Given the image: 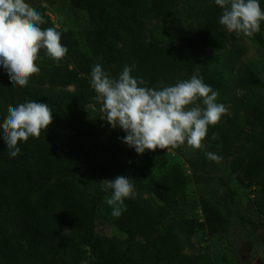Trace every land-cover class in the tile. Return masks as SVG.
Returning <instances> with one entry per match:
<instances>
[{"label":"trees","instance_id":"trees-1","mask_svg":"<svg viewBox=\"0 0 264 264\" xmlns=\"http://www.w3.org/2000/svg\"><path fill=\"white\" fill-rule=\"evenodd\" d=\"M65 1L84 15L87 49L74 31L56 27L41 2H28L44 16L42 28L61 33L67 55L57 62L42 50L41 71L23 88L13 87L0 66V123L8 105L36 101L53 111L49 128L39 138L21 141L14 158L0 132V264H213L207 253L188 250L195 247L200 230L210 236L228 230L223 210L209 198L193 199L182 169L168 168L160 155L138 154L122 142L125 132L118 141L105 144L109 124L98 111L90 84L97 58L107 63L112 77H118L125 65H135L132 75L143 78L148 87L183 81L192 61L191 45L166 20L180 0ZM197 1L206 48L217 68L207 83L232 109L229 125L221 118L210 127L247 143L239 166L259 188L255 206L263 215L264 81L241 59L247 51L242 34L229 33L219 23L222 9L214 0ZM260 3L264 8L263 0ZM157 19L166 22L162 35L150 37V23ZM253 36L264 46V22ZM222 51L231 58V81L218 69ZM100 150L106 156L103 169L108 180L123 175L135 186V198L125 199L119 217L111 214V206L102 205V196L84 175ZM199 209L203 219L195 220ZM98 220L114 225L121 235L100 234Z\"/></svg>","mask_w":264,"mask_h":264},{"label":"clouds","instance_id":"clouds-1","mask_svg":"<svg viewBox=\"0 0 264 264\" xmlns=\"http://www.w3.org/2000/svg\"><path fill=\"white\" fill-rule=\"evenodd\" d=\"M222 9L219 23L227 31L250 37L260 32L264 22V8L260 0H214ZM44 16L27 0H0V66L7 71L13 87H27L34 75H39L38 64L43 50L59 62L68 49L62 44L61 33L52 27L42 28ZM135 65H125L118 77H112L100 64L91 70L93 100L100 107L103 120L113 129L126 133L122 142L138 154L146 150H165L187 144L194 150L204 147L209 127L216 126L228 109L218 102V91L206 84L202 77L177 81L159 89L132 75ZM53 123V111L47 103L26 101L8 105L7 115L0 123V132L10 158L20 153L21 141L39 138ZM216 137L213 136V139ZM208 159L220 163L221 157L212 152ZM112 195L106 203L112 215H121L125 199L135 198V186L129 177L117 176L101 181Z\"/></svg>","mask_w":264,"mask_h":264},{"label":"rangeland","instance_id":"rangeland-1","mask_svg":"<svg viewBox=\"0 0 264 264\" xmlns=\"http://www.w3.org/2000/svg\"><path fill=\"white\" fill-rule=\"evenodd\" d=\"M27 2H41L56 27L74 31L81 40L82 49H87L84 35L87 23L83 13L70 9L65 0H27ZM166 20L171 27H177L191 45L192 61L188 65L183 80L198 75L208 84L207 76L217 68H214L213 59L209 57L204 40L205 33L200 26L199 1L180 0L179 5L173 9ZM165 24V19L152 21L148 35L150 37L161 36V27ZM240 41L247 48L241 59L252 67L264 81V46L259 44L253 35L250 37L242 35ZM232 43L233 41L228 48H231ZM218 54L221 58L218 69L223 78L231 81L232 70L229 65L231 58L227 53L225 56L224 51ZM96 64H100L107 71L108 66L103 59L97 58ZM237 94L240 96L241 92ZM218 102L223 103L228 109L222 120L229 125L232 112L231 103H225L220 96H218ZM108 129L106 139L103 138L105 144L118 141V136L124 133L123 129L119 127L113 129L110 124ZM227 133L224 134L209 127L207 137L203 142L204 147L200 150H194L185 144L165 150L146 151L153 158L159 155L164 157L168 168L177 166L182 169L188 177L191 197L195 200L202 197L209 198L227 216L229 223L227 231L210 236L200 230L194 237L195 247L188 250L189 253H207L213 260V264H264V214L261 215L255 206L259 188L250 183L242 174L239 166L248 146L243 138L230 132ZM213 136L216 138L213 139ZM207 152L219 155L222 158L221 162L216 163L208 159ZM105 160L104 152L98 151L91 166L85 169L84 175L92 183L95 192L102 196L105 203L102 205L109 206L106 203L111 196L109 189L101 184V181L108 180L103 169ZM123 206L124 204L120 207ZM194 219H203L200 209L194 212ZM97 230L102 235H121L114 225L103 220H98Z\"/></svg>","mask_w":264,"mask_h":264}]
</instances>
